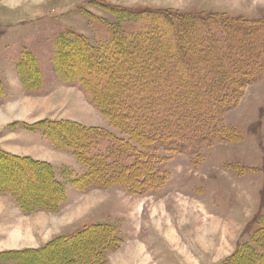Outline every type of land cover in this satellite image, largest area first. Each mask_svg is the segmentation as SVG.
Masks as SVG:
<instances>
[{"label": "rangeland", "instance_id": "1", "mask_svg": "<svg viewBox=\"0 0 264 264\" xmlns=\"http://www.w3.org/2000/svg\"><path fill=\"white\" fill-rule=\"evenodd\" d=\"M253 64L264 70V0H0V153L25 158L0 163V264L264 251V74L235 86ZM129 111L154 137L161 117L208 111L215 138L183 153L130 145ZM41 162L65 187L58 210L26 206L58 194ZM151 171L164 182L139 192ZM108 233L114 244L88 262Z\"/></svg>", "mask_w": 264, "mask_h": 264}, {"label": "trees", "instance_id": "2", "mask_svg": "<svg viewBox=\"0 0 264 264\" xmlns=\"http://www.w3.org/2000/svg\"><path fill=\"white\" fill-rule=\"evenodd\" d=\"M71 48H72V50L77 49V48H74V46H72ZM69 52H70V49H69ZM71 56L73 58L75 56V54H73ZM79 56L83 60H84V58H87V59L90 58L89 56H86L85 51H83L82 54L80 53ZM94 66H96V64H94ZM114 66L116 67L115 64H114ZM117 66H119V65H117ZM261 67H264V66H261ZM238 73H239V75H238L239 77L238 78L236 77L237 82L235 83L236 84L235 86L236 87H245L248 85V83H246V82L250 81V84H252L253 82H255V80L260 78L264 74V70H262V69L260 70V65L255 66V64H253L248 69H240ZM190 76H192L191 73H190ZM83 85H86V84L83 83ZM95 97H97V96L95 95ZM122 102H124V101H122ZM200 102H202V101H200ZM100 111H101V109H100ZM147 111L148 112L153 111V109L149 108ZM147 111H144V113L141 114V116L146 117ZM208 111H209V109H208ZM208 111H204L199 116H195L196 114H193V113H190V114L185 113V116H187L185 118L186 120H184L183 118H175V117H173V118L172 117H165V116L161 117V118H159V120H157L159 123H158V126L155 127V129H154L156 131L155 132V135H157L156 137L153 136L152 132L149 133L147 131L146 127L148 125L143 130H141L142 128L139 127V125H141V124L136 119V116L132 113V111L126 112L124 114H118V115H121L119 117L123 118V122L121 123L122 125H125V123H124L125 121L126 122L130 121V122H128L127 126L129 128H131L132 130H129V129L123 127L121 124H120L121 126H119L116 123V126L122 130L131 131L129 133V135H130L132 140H129V142H128L130 145H133L132 141L139 146L140 145L142 146L146 142L149 143L148 141H151V142L153 141V143L156 145L155 147L153 146V148H157L158 146H160L164 151H167V152L183 153V151H187L188 149H190V151H194V150L198 149V147L200 145H202L204 142H210L213 138H215L213 131H212V126H208V122L210 120H212V117H213L212 113L209 114ZM103 113H104V111H103ZM49 123H50V125H49L50 130L48 131V134L51 136V135L57 133V135L61 136L62 132H57V131H60L58 128L62 124L61 123L59 124L58 122H49ZM62 135H64V134H62ZM61 137H65V136H61ZM52 141L54 142V140H52ZM122 141L124 142L125 140H122ZM23 160H25V158L21 159L20 157H16V156H13L10 154L8 155V154H4L2 152L0 153V163L4 164V165L7 164L8 162L18 163V162H21ZM41 163L38 164L39 165L38 168L40 169L41 167H44V168L48 169V171H49L48 185L52 186L54 189H56L58 194L56 196H50L49 202L44 203V204L41 203L42 205L38 203L39 201H41L40 200L41 196H39L38 197L39 201L36 200L37 204L35 202V204H33V205L26 204V206H31L36 210H38V209L58 210L59 205L65 199V187L62 185V183H60L56 179L55 171H54V168L52 167V165L48 164V163H42V164ZM141 163L146 165V164H148V160L147 159H145V160L141 159ZM87 165H88V163H87ZM88 166L90 168L93 167L91 164H89ZM128 168H130V166ZM162 181L164 182V175L163 174H160L159 172L151 171L149 173V175L147 173L140 175V176L138 175L135 179V184H136L137 188L139 187L138 188L139 192H143V191L146 192L147 190L155 189L156 186H158ZM4 184L9 185L10 182L2 183L0 188L3 187ZM11 185H14V184L11 183ZM16 186H18V185H14V187H16ZM18 187L20 188V186H18ZM13 191H15V190H13ZM17 196H19V199H20L19 204L23 205L24 202L21 201L22 200L21 197L23 196V194H21V192H20ZM17 196H15V197L17 198ZM28 198L31 199V195H27V199ZM34 209H31V211ZM97 227L101 228L99 226H97ZM106 236H107V239L106 238L102 239V242H103L102 245L96 244L95 252L92 253L91 256L86 258V260L88 262L91 258H93L95 256H97V259L99 257H101L102 252L106 248V246L114 244V242H115L114 236L112 238V236H110L109 233L106 234ZM70 238L73 239L74 237H70ZM63 240H65V242H70L71 239L65 237ZM256 242L257 241H254L253 244H250L251 246L248 245L247 248H242V249H244V252H241L240 248L238 247L237 250L234 253H232V255L229 256L225 260V262L222 264H235V261H237L238 258L245 259L243 261H247L249 264H264V251L262 249L263 246L261 244H256ZM102 247H104V248H102ZM243 253H245V254H243ZM97 259L96 260L94 259V260L97 261Z\"/></svg>", "mask_w": 264, "mask_h": 264}]
</instances>
